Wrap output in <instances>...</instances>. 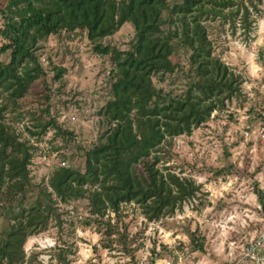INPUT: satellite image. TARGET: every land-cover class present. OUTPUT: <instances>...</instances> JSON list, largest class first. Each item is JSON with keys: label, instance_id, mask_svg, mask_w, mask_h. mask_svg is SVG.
I'll list each match as a JSON object with an SVG mask.
<instances>
[{"label": "rangeland", "instance_id": "1", "mask_svg": "<svg viewBox=\"0 0 264 264\" xmlns=\"http://www.w3.org/2000/svg\"><path fill=\"white\" fill-rule=\"evenodd\" d=\"M175 1L168 0V6ZM230 2L222 12L228 19L215 15L201 23L212 53L240 76L239 92L224 101L223 107H215L221 114L209 115L189 135L174 137L163 147L157 164L192 179L198 186L195 195L155 221L146 220L136 204L123 202L115 213L106 209L99 225L84 223L89 216L86 197L65 202L53 197L45 229L25 239L22 264H162L164 258L172 262L181 258L185 264H227L228 243H245L261 229L264 151L250 140L255 141L258 121L252 117L263 106L259 90L264 87V0ZM6 3L0 0V8ZM240 4L249 12L247 31L242 9L229 17ZM161 14L165 30L167 13ZM2 22L0 14V28ZM132 40L128 22L101 39L121 50L129 48ZM37 46L35 54L50 89L49 114L65 133L56 134L52 128L39 133L48 118L39 101L40 78L32 84L31 93L6 98L5 122L33 148L27 166L28 189L19 201L0 198V235L12 222L14 210L38 196L37 191L55 168L79 165L83 150L112 126L103 116L112 64L92 50L85 30L49 34ZM0 58L7 56L3 53ZM171 59L182 69L163 75L161 80L155 76L152 81L172 96H180L185 86L187 52L176 47ZM59 68L63 71L55 77ZM247 128L248 136L244 137ZM134 172L144 175L142 163L134 166Z\"/></svg>", "mask_w": 264, "mask_h": 264}, {"label": "trees", "instance_id": "2", "mask_svg": "<svg viewBox=\"0 0 264 264\" xmlns=\"http://www.w3.org/2000/svg\"><path fill=\"white\" fill-rule=\"evenodd\" d=\"M228 5L230 0H178L170 7L168 0H7L0 8V54L7 56L0 58V198L19 201L28 189L27 166L33 148L5 122L6 98L31 93L32 84L40 78L38 96L48 118L39 133L47 128L65 133L49 114L50 89L35 54L38 41L60 31L85 30L92 50L112 64L109 98L103 105V116L112 126L83 150L79 165L55 168L38 196L14 210L12 222L0 235V264L23 263L25 239L45 229L53 197L61 202L86 197L89 216L84 223L99 225L106 209L115 213L123 202L136 204L146 220L155 221L195 195L198 186L192 179L157 164L163 147L174 137L189 135L217 105L223 107L239 92L240 76L212 53L201 23L215 15L228 19L222 13ZM239 9L247 31V7L240 4L229 17ZM163 11L168 22L165 30L160 20ZM124 22L133 30L129 48L121 50L101 41ZM176 47L187 52L180 96H172L152 81L182 69L171 59ZM62 71L59 68L55 77ZM256 118L259 112L252 117ZM138 163L144 175L135 174Z\"/></svg>", "mask_w": 264, "mask_h": 264}, {"label": "built area", "instance_id": "3", "mask_svg": "<svg viewBox=\"0 0 264 264\" xmlns=\"http://www.w3.org/2000/svg\"><path fill=\"white\" fill-rule=\"evenodd\" d=\"M260 99L263 101V106L258 110L259 118L255 127V138L253 141L258 143L260 148L264 151V87L259 90ZM223 113V111H222ZM221 114V113H219ZM216 109H213L210 113V118L219 115ZM243 136H248V128L243 131ZM249 139V138H247ZM60 164L63 166L64 161ZM238 250L237 255L234 256V251ZM227 264H264V224L261 229L247 240L245 243L236 244L234 241H230L227 246ZM162 264H185L178 258L176 262H172L169 258H164Z\"/></svg>", "mask_w": 264, "mask_h": 264}]
</instances>
